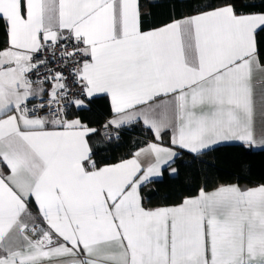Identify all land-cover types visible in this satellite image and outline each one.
<instances>
[{
	"label": "snow or ice",
	"instance_id": "obj_1",
	"mask_svg": "<svg viewBox=\"0 0 264 264\" xmlns=\"http://www.w3.org/2000/svg\"><path fill=\"white\" fill-rule=\"evenodd\" d=\"M181 6L149 24L141 0H0V264H264V184L143 203L175 148H264V8ZM100 94L105 128L142 124L161 143L98 166V129L70 117Z\"/></svg>",
	"mask_w": 264,
	"mask_h": 264
},
{
	"label": "trees",
	"instance_id": "obj_2",
	"mask_svg": "<svg viewBox=\"0 0 264 264\" xmlns=\"http://www.w3.org/2000/svg\"><path fill=\"white\" fill-rule=\"evenodd\" d=\"M256 11L264 8V0H248ZM142 11L150 13L145 16L146 23L165 21L175 11L182 10L181 0H141ZM5 36L0 32V42ZM257 46L261 61H264V32L257 35ZM89 126L98 129L93 135V159L97 165H105L125 159L135 150L154 140L153 134L142 124L122 126L117 130L116 138L107 140L102 128L112 116L111 106L106 96H96L84 109L74 111ZM172 165L175 173L167 168L163 174L151 180L141 188L143 203L146 208L179 203L184 197L196 195L204 187L211 190L227 183L247 185L264 184V149H246L237 143H224L192 154L182 150Z\"/></svg>",
	"mask_w": 264,
	"mask_h": 264
},
{
	"label": "crops",
	"instance_id": "obj_3",
	"mask_svg": "<svg viewBox=\"0 0 264 264\" xmlns=\"http://www.w3.org/2000/svg\"><path fill=\"white\" fill-rule=\"evenodd\" d=\"M261 79V76L258 74L256 77H255V80H257V81H259ZM97 96H105V95H103V94H100V95H97ZM107 97V96H106ZM107 99L109 100V103H110V99L107 97ZM73 117H75V115L74 116H72V117H70V118H73ZM112 117V116H111ZM110 117V118H111ZM109 118V119H110ZM108 119V120H109ZM107 120V121H108ZM106 121V122H107ZM105 125V124H104ZM104 125H103V128H102V134H103V137L106 139V141L107 140H110L108 137L110 136L111 137V139H113V136H114V134L117 132V130L118 129H116L115 127H108V128H105L104 127ZM129 125H131V124H129ZM129 125H124V126H129ZM89 127H93V126H89ZM257 127H258V130H259V127H260V121H259V117L257 118ZM93 128H95V127H93ZM170 135H171V133H170V131H168V132H165L164 134H163V139H162V144H163V146H165V147H172L171 145H170V142H169V137H170ZM95 138L93 137V136H91L90 138H89V140H90V145H91V147H92V150L94 149L93 147H94V145H96L95 144V142H93V141H95L94 140ZM93 140V141H92ZM150 142H157V143H161V141H156L155 140V138H154V140H151ZM150 142H148V143H150ZM147 143V144H148ZM224 143H237V142H220V143H218V144H216V145H219V144H224ZM146 144V145H147ZM146 145H144V146H142V147H140V148H144V147H146ZM216 145H214V146H216ZM213 146V147H214ZM140 148H138V149H140ZM137 149V150H138ZM252 149H254V150H260V149H264V148H261V147H254V148H252ZM137 150H135L134 152H136ZM175 151H177V152H181L182 151V149H179V148H175L174 149ZM184 151H186V152H188L187 150H184ZM133 152V153H134ZM132 155H130L129 157H127V158H125V159H128V158H130ZM143 161H144V163H145V165H147V159L146 158H144V157H142L141 158ZM120 161V160H119ZM119 161H117V162H119ZM117 162H114V163H117ZM114 163H111V164H114ZM173 163V162H172ZM172 163L169 165V166H167V167H165V168H167L168 169V171L171 173V169L172 168H174V166L172 165ZM106 165V164H105ZM100 166H103V165H100ZM161 176V175H160ZM160 176H154V177H151L150 178V180H149V182L151 181V180H153V179H156V178H159ZM148 183V182H147ZM147 183H145V184H147ZM144 184V185H145ZM227 184H239V183H227ZM259 185V184H258ZM239 186L240 187H242V188H244V187H252V186H255V185H247V184H239ZM212 190V189H211ZM208 191H210V190H208ZM194 196V195H193ZM159 207V206H158ZM153 208H155V207H153ZM68 259H70L69 257H54V258H52V264H63V262L64 261H66V260H68Z\"/></svg>",
	"mask_w": 264,
	"mask_h": 264
},
{
	"label": "built area",
	"instance_id": "obj_4",
	"mask_svg": "<svg viewBox=\"0 0 264 264\" xmlns=\"http://www.w3.org/2000/svg\"><path fill=\"white\" fill-rule=\"evenodd\" d=\"M49 67H56V65L55 64H50ZM33 79H35V76H33ZM116 136H117V133L114 134L113 138H116Z\"/></svg>",
	"mask_w": 264,
	"mask_h": 264
}]
</instances>
